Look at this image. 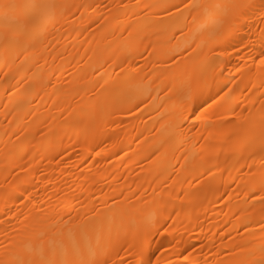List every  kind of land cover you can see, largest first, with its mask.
Masks as SVG:
<instances>
[{
	"label": "snow or ice",
	"instance_id": "1",
	"mask_svg": "<svg viewBox=\"0 0 264 264\" xmlns=\"http://www.w3.org/2000/svg\"><path fill=\"white\" fill-rule=\"evenodd\" d=\"M129 9L135 11L132 12L130 19L122 22L121 15L126 14ZM225 9L228 15L222 19L219 13ZM200 19L204 21L202 24L196 28L191 27ZM112 20L117 21L119 42L111 41L109 43L111 50L105 54L99 46V41L106 38L105 33L109 36L114 35L110 24ZM38 21L45 22L43 29H37ZM256 21L264 24V0L258 2L233 0L228 4H205L196 0H150L142 3L137 0L135 4L111 5L104 3L103 0L94 3H88L86 0L80 2L0 0V48L6 53L3 63V67L8 69L4 72L6 80L10 76L11 79H16V76L12 75L9 62L12 59L24 56L26 60L31 58L37 64L43 60L46 65L48 60L45 53L52 57L53 62L63 58L64 52L57 51L60 41L53 35L56 24H61V27L67 25L65 31L71 29L77 37L87 34L86 39L81 41L83 55H80L79 50L76 55H80L85 65L95 61L92 67L93 76H86L82 68L75 83L71 79L66 84L61 83L59 76H55L54 81L53 75L50 74L43 78L41 87L35 89L30 76L25 75L16 80V84L11 85L13 94L6 96L14 108V111L9 113L13 117L9 125L16 121L17 113L23 105L29 106L25 115L35 116L37 100L44 99L40 93L49 87L57 99L61 96L66 99L69 90L74 87L87 88L89 92L97 89L100 95L92 92L90 102L82 111L89 113L93 125L98 126L103 123H116L114 117L124 112L131 115L135 110L144 115L142 106L143 109L151 107L159 97V91L152 85L160 81L164 89L173 92L177 80L180 81V87L173 95H178V100L167 113L172 117L170 126L174 130L171 151L181 152L180 157L173 156L177 161L189 159L185 149L188 138L179 139L178 142L175 138L183 137V129L190 120L210 128L230 127L232 131L223 137V142L231 146L233 138L240 135L241 129L254 126L258 119L262 130L261 147L256 150L253 147L255 141L247 139L246 146L252 150L247 155L241 152L239 159H243L245 163L238 171L243 168H247L248 171L233 179L239 181L237 187L244 191L246 196L251 194L253 197L254 202L250 207L255 209L257 204L260 206L256 210L259 219L254 221L260 225L259 232L262 234L260 243H256L254 233L249 231L245 224V232L251 239L242 238L240 242L232 244L231 253L228 248L222 251L227 257L223 264H264V29L259 34L258 45L250 33H245V29H250L251 24ZM121 23L122 27L119 26ZM222 24H226L227 27L221 28ZM47 25H51V29ZM50 36L52 39H49ZM113 43L116 44L115 48H112ZM238 47L248 50L247 59L240 57L233 64L232 53L237 52ZM53 52L56 54L53 55ZM118 52L119 56L116 55ZM137 56L144 63L143 67L138 66L134 69L132 65L139 64L135 60ZM109 60H112L115 67L121 68L120 72L115 73L114 79L107 78L108 69L105 68V64ZM24 62L21 61V66ZM149 64L152 65L151 69L140 76L144 67ZM233 69L235 74H232ZM60 70L57 68L55 71ZM225 72L229 75L226 76ZM238 79L245 84L244 89L240 90L241 94L247 91L255 97L254 100L250 101L247 95L243 101L237 100ZM136 80L140 83L133 84L132 81ZM154 91L157 92L156 96L152 95ZM205 96L207 99H203ZM172 98L167 97L169 100ZM200 100L202 104L197 114L193 110V105ZM209 100L211 104L208 103ZM245 102H248L249 107H242ZM257 103L259 108L254 112L252 109ZM214 106L229 113L231 119L217 116L215 123H208L211 119L208 115L209 109ZM71 107V104H67V107L61 108L60 111L63 114ZM74 111L75 109L68 111V117H71ZM65 119L67 120V117ZM188 130L191 131V128ZM36 131L48 140L50 130L44 132L43 129L37 128ZM81 134L84 137V153L78 158L83 159L85 154L93 151V145L88 128L81 129ZM5 135L10 137L8 156L12 157L13 167L20 168L21 171L14 177L20 181L17 185V192L20 194L6 198L3 215L17 219L19 227L14 229L11 235L5 233L7 243H0V264H222L217 259L219 252L211 261L204 258L203 242L194 244L183 238L177 239V236L169 231L172 225L168 221L176 220L181 215L180 211H177L178 206L184 207L182 202L178 205V201H181L182 195L188 194L183 189L187 177L181 179L177 165L162 160L163 144L149 145L144 155L140 157L150 163L146 171L141 169L143 179L141 174L134 178L137 182L135 189L131 185L123 188H119V185L116 187L106 185L112 195L108 193L104 195L112 203L99 202V207L94 195L90 193L92 206L82 205L86 209L82 218L81 209L75 205L71 207L65 205L68 210L63 214L45 212V209L35 201L33 192L29 190L30 187L35 189L29 173L35 175L32 162L39 153H34L28 160L24 159L31 151L28 127L25 126L19 131L6 130ZM12 136H15L14 140H11ZM213 136L214 133L209 132L203 139L210 141ZM148 140L149 137H144L142 142L147 144ZM41 147L49 155H40V159L47 160L48 164L55 162L56 166L63 160L62 152L67 151L61 142L56 140H48V143L46 145L42 143ZM113 147H117V144L114 143ZM243 147L241 145V148ZM104 151L105 149L101 148L96 152V156L100 157ZM257 151L259 164L256 162ZM136 155V152H132V156ZM16 159L21 162L15 163ZM179 167L183 169L185 165L180 164ZM213 168L220 170L219 163L204 167L203 171L199 172V177L207 175L214 180ZM257 169L258 174L254 171ZM88 172L90 173L91 169H88ZM81 175L84 173L81 172ZM89 178L85 177V180ZM113 178H116L114 174ZM197 183H200L198 178ZM145 184L151 187V193L144 187ZM177 185H180L181 191H177ZM92 186H95V182ZM228 187L230 185L216 186L210 181H205L201 184L203 190L201 203L204 201L213 203L209 196L219 200L229 197L225 206L230 207L233 200L227 191ZM220 188L225 190L221 192ZM20 189L23 191L20 192ZM253 189L261 193L260 199H255ZM9 199L13 202L17 199L26 201L24 207L28 209L27 213L19 208L9 207L7 204ZM133 204L151 206L153 210L143 215L138 211L133 212ZM236 211L243 213L246 209L237 208ZM134 215H141V222L131 220L133 227L129 239L128 232L124 231V222L127 217ZM5 222L0 221V224ZM228 235L230 237L231 233ZM197 246L200 249L199 259L194 256ZM121 252L125 253V256H121ZM235 256L242 259L236 260ZM172 257H175V260Z\"/></svg>",
	"mask_w": 264,
	"mask_h": 264
},
{
	"label": "bare ground",
	"instance_id": "2",
	"mask_svg": "<svg viewBox=\"0 0 264 264\" xmlns=\"http://www.w3.org/2000/svg\"><path fill=\"white\" fill-rule=\"evenodd\" d=\"M21 2H29V0H21ZM56 2H71V0H56ZM80 2V0H76ZM88 3L101 2V0H86ZM107 4H135L137 0H103ZM140 2H150V0H140ZM199 3L205 4H228L233 2V0H196ZM258 2V0H255ZM134 9L127 10L126 14L121 15V21L126 22L130 19ZM228 15V11L221 10L219 16L225 19ZM204 21L200 19L195 25L191 27L196 28ZM111 28L114 30V35H107L106 38L99 41V46L101 50H104L107 54L109 49V43L111 41L119 42L120 33L117 30V21L112 20L110 22ZM120 27L123 26L121 23ZM37 29H43L45 27L44 21H38L36 25ZM51 29V25H47ZM61 27V24H56L53 35L56 40L60 41V47L57 51L64 52L63 58L57 59L53 62L52 57L45 53V58L48 63L45 65L43 60L38 64L34 62L33 59L29 58L26 60L24 56L10 60L12 75L16 76V79H11V76L6 80L4 77V72L8 69L3 67L4 58L6 53L2 48H0V221H6L0 224V243H7L5 239V233L9 235L12 234L14 229L19 227L17 219L11 218L9 215L6 217L3 215V208L5 200L7 197L15 194L19 195L17 192V185L20 183L19 180L14 179L18 174H20V168H14L12 163V157L8 156V147H10V137L5 135V131H11L12 129H17L18 131L23 129L25 126L28 127V139L30 140L31 151L27 156L24 157L28 160L30 156L34 153H39L36 155V159L32 162L34 165L35 175L31 172L29 176L32 183L35 185V189L29 188L33 192V197L35 201L45 209L46 213H61L63 214L68 210V207L75 205V207L80 208V215L83 218L86 209L82 207L83 204H88L89 207L92 206L90 203L92 197L90 193L94 195L97 201V207L100 206L99 202H106L111 204L112 201L107 199L104 193L112 195L110 189L106 185H112L119 188L131 185L133 189L136 187V181L134 178L141 174V169L145 171L149 167V161L141 159L145 153V150L149 145L156 146L163 144L161 158L165 163H174L177 165V169L180 171V178L183 179L187 177L184 182L183 189L187 191V195H182L181 201L184 207H177V211H180L181 215L176 220H169L168 223L172 225L170 228V233H174L177 239L183 238L184 240H189L196 244L197 242H203L205 244L204 249L208 248L210 250L216 249V253L223 252L222 250L228 248L230 253L232 251L231 245L240 242L242 238H249L245 232L244 225L246 224L249 231H252L255 235L256 243H260L261 233L259 232L260 225L254 221L259 219V214L256 211L260 206L257 204L256 208L253 209L250 205L254 202L251 194L245 195L244 191H241L237 184L238 180H234V177L247 173V168L240 169L241 165L245 163L243 159H239L241 152L243 155H247L252 149H248L246 146L247 139H253L255 141L253 147L258 150L261 147V126L257 119L254 126H249L242 128L240 135L233 138L231 146L223 142V137L230 134L232 129L230 127L210 128L202 126L200 123L190 120L188 124L183 129V137H176L175 140L178 142L179 139L188 138L185 144L186 154L189 159L187 161L180 159L177 161L173 158L180 157L181 152L177 151L173 153L171 151V146L174 142L172 138L173 128L171 125L172 117L167 115L170 111L173 103L177 102L178 95L174 96L173 92H177L180 87V81L177 80L173 87V92H168L167 89L160 85V81H156L152 85L159 91V97L152 103L151 107L143 109L144 115H141L139 111H133L130 115L127 112L120 113L118 116L114 117L116 123L109 124L103 123L98 126L93 125L92 117L89 113L82 111V108L90 102V97L92 92H95L97 96L100 95L97 89H93L89 92L87 88H72L69 90L67 98L61 96L57 99L56 96L52 95V89L46 88L44 92L40 95L44 96L42 101L37 100L36 102V112L35 116L25 115L28 111V105L21 106L20 111L17 113L16 121L9 125V121L13 119L9 113L14 111L13 104L9 103L6 96L12 95L11 85L16 84V80L27 75L32 77V82L35 89H39L43 82V78L48 75H53L55 81V76L61 78V83H67L68 80H73L75 83L76 77L80 75L79 70L83 68V72L88 77H92V67L95 64L93 61L89 65H85L84 61L80 59V55H83V47H81V41L86 39L87 34L77 37L74 32L69 29L67 32L65 28ZM221 28H226V24H222ZM95 25H93V29ZM264 29V24L258 21L251 24L250 29H245V33H250L253 41L259 44V34L261 30ZM71 33V34H69ZM125 36L127 33L124 34ZM207 35V33H205ZM49 39H52L50 36ZM55 43V41H53ZM96 44H93L95 47ZM116 44H112V48H115ZM66 49V51H65ZM77 50H79L80 55H76ZM31 52V50H29ZM220 51V49H217ZM231 52V49H229ZM247 49L238 47L237 52L232 53V62L236 63L240 57L247 59ZM56 53L53 52V55ZM117 56L120 53H116ZM115 59V57H113ZM135 60L139 64H133L132 67L135 69L138 66L143 67V61L140 57H135ZM21 61H25L21 66ZM251 63V61H249ZM19 66V67H18ZM232 65H229L231 67ZM152 65L149 64L144 67L143 72L140 76L144 75V72H148ZM60 68L59 72L55 70ZM105 68L108 69L109 79L115 78V73L120 72V67H115L112 60H109L105 64ZM235 74V69L233 73ZM225 75L229 73L225 72ZM246 82V81H245ZM133 84L140 83L139 80L132 81ZM238 90H237V100L243 101L244 96L247 95L249 100H254L255 97L244 91L241 94L240 90L245 87L244 83L237 80ZM159 86V87H158ZM7 89V91H5ZM63 91V90H62ZM214 91V89H213ZM153 96L157 95V92L152 93ZM210 95V93H209ZM168 96H172L171 100L167 99ZM207 99V96L203 97ZM56 101L54 104L53 101ZM211 104V100L208 101ZM67 104H71V108L68 111H72L73 115L68 117V111L61 113V108H66ZM202 104V100L197 101L193 105V110L199 114V108ZM7 105V107H5ZM207 107V105H204ZM242 107H249L248 102L242 104ZM259 108L257 103L255 108L252 110L254 112ZM239 111V109H238ZM208 115L210 120L208 123H215L217 121V116L221 118L231 119L229 113L222 111L215 106L209 109ZM247 115V113H245ZM67 117V120L65 119ZM135 117V118H133ZM189 127L191 131H189ZM37 128L43 129L44 132H49L50 135L48 140H56L61 142L62 147L66 148V152H62L63 160L59 166H56L55 162L48 164L47 160H41L40 155L48 156L49 153L44 151L41 144H47L48 140L44 139L42 135L36 131ZM88 128L90 130V141L93 145V151L87 153L83 156V159L78 157L84 153V137L81 134V129ZM209 132L214 133V136L210 141H205L203 137H207ZM79 135V141L77 142V136ZM144 137H149L147 144L143 143ZM15 136L11 137L14 140ZM116 143L117 147H113ZM139 145V147H138ZM241 145L244 147L241 148ZM104 148V153L100 157L96 156V152ZM123 149V151H121ZM132 152H136V156H132ZM127 153L128 155H125ZM235 153V154H234ZM57 159H60L57 157ZM239 159V162L237 160ZM19 159L15 160V163H20ZM256 162L259 164V151H257ZM214 163H219L220 170L213 168V173L215 174V179L212 180L211 177L205 175L204 177H199V172L203 171L204 167L211 166ZM251 163V161H248ZM180 164H184L185 167L180 169ZM91 169V172H88ZM257 174L259 173V170ZM81 172L84 175H81ZM115 175V179L113 178ZM85 177H90L87 181ZM127 177V179H124ZM195 177V178H194ZM150 178V177H149ZM197 178L200 183H197ZM21 179L23 177L21 176ZM143 179V175H142ZM205 181H210L213 185L219 186L221 184L230 185L227 191L231 194V199L233 204L230 207H226L225 204L229 197L224 200L215 199L209 196V199L213 200V203L209 204L207 201L201 203V197L203 196V190H201V184ZM93 182L95 186L93 187ZM259 183V179L257 180ZM144 187L148 188L149 193L152 189L147 184ZM117 188V191H119ZM177 191H181L180 185L176 186ZM206 189V185H205ZM225 189L220 188L223 192ZM23 189H20L22 192ZM255 191V189H253ZM219 195V193H217ZM261 193L255 191V199H260ZM175 198V193L173 194ZM26 201L24 200H7V204L12 208H19L27 213L28 209L24 207ZM67 205L68 207H65ZM237 208L246 209L243 213H238ZM151 206H142L133 204V212H140L146 215L148 212L152 211ZM22 219V217L20 218ZM67 219V217H65ZM135 219L137 223L141 222V215L129 216L125 219L124 231L128 232V238L130 239V233L132 230L131 220ZM203 229V231H201ZM229 233L231 236L229 237ZM223 237V240L221 238ZM229 237V238H228ZM170 238V236H169ZM197 250L199 246H197ZM215 253V254H216ZM214 254V255H215ZM207 258L211 261L213 256ZM121 256H125V253L121 252ZM175 260V257H172ZM222 264L223 261L227 259L226 255L217 256ZM234 259L240 260L242 257L235 256Z\"/></svg>",
	"mask_w": 264,
	"mask_h": 264
},
{
	"label": "rangeland",
	"instance_id": "3",
	"mask_svg": "<svg viewBox=\"0 0 264 264\" xmlns=\"http://www.w3.org/2000/svg\"><path fill=\"white\" fill-rule=\"evenodd\" d=\"M228 238H229V237H228ZM216 251H217L216 249H212V250H210V249H208V248L203 249V252H204V258L207 259L208 257L214 255V254L216 253ZM199 252H200V250H197V252L194 253V256H195L197 259H199ZM229 252H230V251H229ZM219 254H220V257H221V256H225V252H224V251L221 252V253H219Z\"/></svg>",
	"mask_w": 264,
	"mask_h": 264
}]
</instances>
